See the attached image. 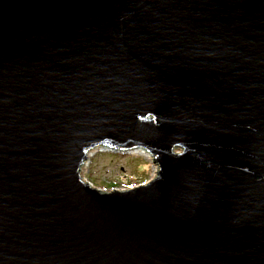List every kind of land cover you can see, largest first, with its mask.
Masks as SVG:
<instances>
[{
  "label": "water",
  "instance_id": "1",
  "mask_svg": "<svg viewBox=\"0 0 264 264\" xmlns=\"http://www.w3.org/2000/svg\"><path fill=\"white\" fill-rule=\"evenodd\" d=\"M0 264H264V0H0Z\"/></svg>",
  "mask_w": 264,
  "mask_h": 264
},
{
  "label": "rangeland",
  "instance_id": "2",
  "mask_svg": "<svg viewBox=\"0 0 264 264\" xmlns=\"http://www.w3.org/2000/svg\"><path fill=\"white\" fill-rule=\"evenodd\" d=\"M148 156L138 149H99L86 160L80 172L84 179L95 187L104 190L127 189L154 177L157 166Z\"/></svg>",
  "mask_w": 264,
  "mask_h": 264
},
{
  "label": "bare ground",
  "instance_id": "3",
  "mask_svg": "<svg viewBox=\"0 0 264 264\" xmlns=\"http://www.w3.org/2000/svg\"><path fill=\"white\" fill-rule=\"evenodd\" d=\"M99 149H107V148H104V147H97V148H94V149H92V150H90V151L88 152V154H87L88 157H87V158H90V157H91V156H92L97 150H99ZM137 149L140 150L141 152L144 151L145 153H147V152H146L144 149H142V148H133L132 150H135V151H136ZM95 150H96V151H95ZM93 151H95V152L92 153ZM90 154H92V155L89 157ZM147 154L149 155V153H147ZM149 156H150V155H149ZM149 156H148V157H149ZM150 157H151V156H150Z\"/></svg>",
  "mask_w": 264,
  "mask_h": 264
}]
</instances>
